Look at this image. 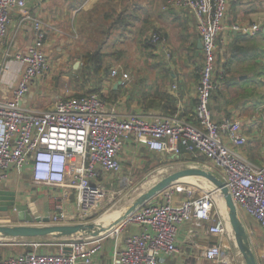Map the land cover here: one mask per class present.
<instances>
[{
	"label": "crops",
	"instance_id": "crops-1",
	"mask_svg": "<svg viewBox=\"0 0 264 264\" xmlns=\"http://www.w3.org/2000/svg\"><path fill=\"white\" fill-rule=\"evenodd\" d=\"M106 12L122 14L123 23L112 29L110 36L109 29L107 33L103 31L102 23L109 25L111 22L105 17ZM11 16L8 32L0 47V99L12 97L22 74V64L15 56L17 53H25L33 44L35 23L40 22L46 32L44 49L52 57L51 66L45 75L35 79L29 91H33L34 94L27 97L30 104L24 106L37 108L52 106L59 96L53 95L51 91L55 69L67 77L69 62L72 61V76L77 77L76 73L79 72L89 78L101 75L100 89L97 91L106 100L107 109L123 114L177 113L190 121H196V89L204 58L202 48L199 46L201 36L197 20L190 10L174 6L170 0H26V6L11 9ZM254 22L260 24V29L253 34L244 31L238 33L231 28L234 24L245 26ZM223 23L225 27L218 38L217 66L219 55L222 57L219 46L225 43L229 47L227 57L230 74L212 94L210 102L212 117L219 122L226 118L238 120L248 140L237 150L255 163H264V0H227V14ZM156 30L167 38L173 56L167 61L161 52L153 49L152 57H149L152 64L154 62L153 71L148 73L151 77L147 76L148 74L144 76L142 70L128 68L126 70L123 64L115 66L120 69L115 77L111 75L113 68L110 74L109 70L97 73L84 63L83 55L95 50L99 44H102L105 53L103 60L106 62L113 56L109 52V46L118 44L122 46L129 40L145 45V39ZM125 74L129 75L127 80ZM136 76L140 77L138 81L135 80ZM93 85V80H88L83 88L93 90ZM83 88H70L65 95L87 92L82 90ZM44 91L51 97L48 106L43 105ZM166 95H169V98ZM168 106L175 111L167 112ZM154 155L166 162L178 163L179 168L201 167L220 175V170L217 173L210 169L209 164L212 162L203 154L195 156L192 152L183 150L179 157L173 158V154L151 150L133 137L125 141L120 159L123 164L137 157L139 164L145 167L147 166L145 162ZM70 165L72 170L78 168L71 163ZM115 174L103 172L99 178L106 191L109 185V196L105 194L97 211L85 221L96 223L91 226V232L19 237L14 240L16 242L0 243V259L24 251H33L34 242L54 244L56 245L54 250L45 252H58L64 242L78 238H93L92 232L108 228L134 202L130 199L113 200ZM198 179L202 178L185 180L197 184ZM0 192L9 197L0 200V224L7 225L19 224L21 222L19 213L25 209L30 210L35 216H50L54 197L63 196L64 193L62 188L35 183L32 180L31 164L22 170L12 168ZM184 197L185 195L175 196L173 201L178 202ZM160 200L162 196L152 201ZM66 203L69 219L64 223H54L50 217V223L59 225L83 223L75 214L76 190L66 198ZM250 221L253 224L252 218ZM138 230V224L129 223L117 240L107 236L90 264H113L116 250L124 248L127 236ZM176 239L178 250L167 257L168 264H216L205 256L206 248L218 239L209 232L206 222L199 224L192 220L181 222ZM240 262L237 259V264H244Z\"/></svg>",
	"mask_w": 264,
	"mask_h": 264
},
{
	"label": "built area",
	"instance_id": "built-area-1",
	"mask_svg": "<svg viewBox=\"0 0 264 264\" xmlns=\"http://www.w3.org/2000/svg\"><path fill=\"white\" fill-rule=\"evenodd\" d=\"M174 6L190 10L196 17L202 41L203 65L197 84L196 121L179 114H123L107 109V102L98 92L63 95L50 107L24 106L21 99L30 91L35 79L45 75L51 62L44 49L46 32L40 22L35 23V40L25 53H17L22 74L12 97L0 99V188L12 168L22 170L32 165V180L62 188L63 196L54 197L51 219L66 222L70 214L66 198L76 190V218L85 222L99 208L106 194L103 172L118 173L122 169L120 152L131 137L149 149L168 154L183 150L195 156L203 154L219 168L220 177L227 184L238 206L260 226L264 235V163L251 161L237 148L248 138L241 123L233 118L215 121L210 102L219 88L217 71L218 36L224 29L227 0H170ZM26 6V0H0V47L11 23V9ZM234 31L256 33L259 23L242 26L234 24ZM151 48L161 52L168 61L173 51L162 32L149 36ZM118 67L111 75L117 76ZM125 74L126 80L129 78ZM71 156L81 157L77 169H71ZM218 190L192 192L180 201L165 193L160 201L147 202L119 224L99 237L78 238L61 244L58 252L24 251L0 259V264H90L102 248V241L111 236L118 239L129 223L139 230L129 234L125 247L117 249L113 264H168L167 257L178 250L176 238L181 222H206L211 234L217 236L205 250V256L216 264H237L230 244L229 223L216 207L214 193ZM43 243L34 242L35 246ZM65 246L72 250L66 252Z\"/></svg>",
	"mask_w": 264,
	"mask_h": 264
},
{
	"label": "rangeland",
	"instance_id": "rangeland-1",
	"mask_svg": "<svg viewBox=\"0 0 264 264\" xmlns=\"http://www.w3.org/2000/svg\"><path fill=\"white\" fill-rule=\"evenodd\" d=\"M263 7V6H262ZM231 32V31H230ZM240 33L241 31H237ZM225 33V32H224ZM219 38V36H218ZM219 40H217L218 42ZM220 53L222 57H218L219 64L217 66V71L215 75V80L219 82V87L223 83V80L229 76L230 66L228 65L229 57H227L229 53V47L224 43L223 46H219ZM153 49L151 47H148L143 44H139V42L135 40H129V42L125 45L118 44L117 46L112 45L109 46V52L113 53V56L109 57V61L105 62V65L110 66V70L112 68H115L118 64H123L125 66L124 69H137L142 70L144 76L148 73L153 71V64L152 61L149 60V57L153 54ZM48 55V54H47ZM53 56L54 53H53ZM154 56V55H153ZM152 57V56H151ZM48 58H52L50 55H48ZM55 58V57H54ZM123 58V59H121ZM119 59H121L119 61ZM51 62V60H50ZM151 62V63H150ZM218 62V61H217ZM72 61L69 62V74L67 77L62 76L61 73H58L59 70L55 69V75L52 77V87L51 91L54 93L53 95H65L68 94V89H74V88H83L84 85L87 84L88 80H93L94 83V89L93 90H99V86L101 84L100 78L101 75H96L93 78L92 77H86L85 74L82 73H76L78 76H72ZM111 72V71H110ZM138 74V72H137ZM136 74V75H137ZM154 75V74H153ZM142 76V77H144ZM147 76L151 77L150 74ZM140 79L139 76L135 77V80L138 81ZM219 89V88H217ZM216 89V90H217ZM87 92H91L90 88L88 89H82ZM83 92V93H87ZM98 92V91H94ZM33 95L34 92H27L23 95L21 99L22 105H29L30 102L27 99L28 95ZM43 105L48 106V104L51 102V97L46 93V91L43 92ZM58 96V97H59ZM57 98V97H56ZM46 108V107H45ZM149 157V156H148ZM147 159V158H145ZM163 158L159 156H150L148 158V161H146L145 167H143V164H139L138 158L133 157L129 159V161L122 164V169L120 172L114 175V185H113V200H127L130 199L132 201H135L141 194H143L145 191L149 190L152 186H154L160 179H162L166 174L172 173L179 169L180 165L175 162H166ZM81 163V157L77 156H71V164L73 166H79ZM213 169L219 173V169L214 166ZM190 183L189 181L181 180L172 183L171 185L165 187L163 190H161L157 195L154 196V198H158L161 196H165V193L170 192L174 196L182 197L183 195L188 196L189 194H192L194 192L195 194H198L202 190H216V184L210 180L207 179H198V183ZM107 196H109V185L106 192ZM153 198V197H152ZM153 199H150L148 202H152ZM215 203L216 207L222 212V214L227 218V221L229 223L230 228L231 224L228 217V206L226 204L225 199L223 198L220 191H215L214 193ZM101 213V210L98 212ZM97 214V213H96ZM94 214V216L96 215ZM239 214L240 217L247 229V232L249 234L251 242H253L252 245L253 249L255 250V254L257 256L259 264H264V235L262 233V230L258 223H256L254 220L252 221L253 224L250 221V216L245 213L244 210L239 208ZM93 216V217H94ZM231 240L230 244L232 245V251L234 255L236 256V259H239L242 263L246 264V260L244 258V255L241 253L235 233L232 229L231 231ZM256 243V244H255ZM252 244V243H251ZM35 249L38 251H49L54 250L56 248V245L54 244H41L39 246L33 245ZM21 250V248H20ZM240 262V263H241Z\"/></svg>",
	"mask_w": 264,
	"mask_h": 264
},
{
	"label": "water",
	"instance_id": "water-1",
	"mask_svg": "<svg viewBox=\"0 0 264 264\" xmlns=\"http://www.w3.org/2000/svg\"><path fill=\"white\" fill-rule=\"evenodd\" d=\"M199 46L202 48L203 44L200 40ZM173 158L179 157V154H173ZM187 178H202L207 179L216 184V190L220 191L223 198L228 206V217L231 227L235 233L237 245L244 255L246 264H259L255 251L252 247L251 240L247 229L240 217L238 206L236 205L232 193L229 190L227 184L223 179L213 172L201 167H183L176 171L166 174L162 179H160L154 186L149 190L141 194L121 216L116 218V220L109 225L108 228L103 230L92 232L94 237H99L103 233L109 232L117 224H119L128 215L136 211L141 205L147 203L152 197L157 195L165 187L171 185L174 182L181 181ZM8 196L2 195L0 192V200L7 199ZM19 224L7 225L0 224V243H11L16 242L15 239L19 237H36V236H46L50 234H61V235H73L75 232H91V226L94 223H78V224H51L50 216H35L30 210L25 209L19 213ZM36 223H44V225H35ZM65 251L70 252L72 250L71 246H65Z\"/></svg>",
	"mask_w": 264,
	"mask_h": 264
},
{
	"label": "trees",
	"instance_id": "trees-1",
	"mask_svg": "<svg viewBox=\"0 0 264 264\" xmlns=\"http://www.w3.org/2000/svg\"><path fill=\"white\" fill-rule=\"evenodd\" d=\"M110 11V10H109ZM107 14H105V17L109 20H111V22L109 23V25H105L104 23H102L103 27H104V33H107L108 29H109V36L112 33V29L119 27L120 24L123 23L121 16L122 14H116V12L113 14V12H106ZM144 44L148 47H151V44L149 42V37L145 39ZM105 55V53L102 50V44H99L96 46V49L93 51H90L86 54L83 55L84 57V63L87 64V66L92 67L97 73L99 72H107L109 70V74H110V66L109 65H105V61L103 60V56ZM111 55H113V53H111ZM93 91H97V90H93ZM169 98V95H166ZM168 111L170 113H173V111L175 110H171L172 108H170L168 106Z\"/></svg>",
	"mask_w": 264,
	"mask_h": 264
}]
</instances>
